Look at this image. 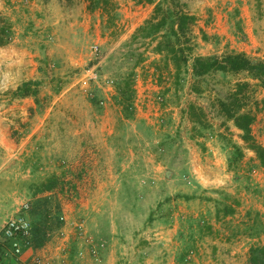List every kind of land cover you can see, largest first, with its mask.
Returning <instances> with one entry per match:
<instances>
[{"label":"rangeland","instance_id":"1","mask_svg":"<svg viewBox=\"0 0 264 264\" xmlns=\"http://www.w3.org/2000/svg\"><path fill=\"white\" fill-rule=\"evenodd\" d=\"M177 1L196 19L187 34L192 52L179 74L171 56L157 51L162 34L153 39L139 32L152 20L153 5L0 0L6 30L0 118L8 99H18L4 78L23 70L38 83V109L55 110L28 149V166L42 175L36 173L26 202L30 211L40 207L51 215L46 245L61 250L55 259L36 255L30 240L26 261L11 254L15 264L37 257L44 264H249L251 248L264 246V234L250 226L257 217L264 227V168L220 108L239 83H249L240 107L255 116L252 135L264 148V88L244 73L196 78L192 70L196 57L245 54L264 61V0ZM93 70L99 79L84 87ZM126 85L127 114L119 93ZM108 119L113 123L104 127ZM106 128L114 132L109 150ZM84 149L109 153L113 166L130 165L123 172L127 186H79L83 179L95 182L92 168L82 170L77 159ZM46 183L53 190L39 193ZM225 207L234 213L225 215Z\"/></svg>","mask_w":264,"mask_h":264},{"label":"trees","instance_id":"2","mask_svg":"<svg viewBox=\"0 0 264 264\" xmlns=\"http://www.w3.org/2000/svg\"><path fill=\"white\" fill-rule=\"evenodd\" d=\"M139 4H147L155 6L154 16L151 21L147 22L140 29V33L144 38H157L160 34V42L157 51L163 53L166 51L168 56L174 63L176 73L179 74L182 65H187L189 54L192 47L189 45L187 38L188 31L194 25L196 19L188 15L181 9V5L177 0H136ZM107 4V3H105ZM2 19H0V39L6 33ZM4 42V41H2ZM193 75L196 78H203L211 73L220 72L223 74H246L252 81L258 82L259 86L264 88V61H253L245 54H230L222 58H203L196 57L193 59ZM38 86L36 82H26L19 87L15 93L16 98L34 97L37 99L38 92L35 88ZM250 88L249 83H239L235 91L231 93L229 98L220 102V108L224 116L234 122L235 127L242 132L243 141L248 144L249 149L256 154L258 161L264 168V148L258 145L252 135V126L255 122V116L251 113H242L241 105L245 100V90ZM129 86L119 89L122 97L121 105L124 112L129 113L132 110L131 96L128 94ZM244 98V99H243ZM196 111V107L189 108L190 116ZM128 117V116H127ZM192 120V117H191ZM55 185L44 184L39 193L50 192ZM30 211V219L32 222V246L35 249L43 248L49 241V234L53 230L50 227L51 215L48 212H41L38 207ZM225 215L229 216L234 213L231 207H225ZM250 214L248 215V217ZM251 229L257 232V235L264 234V227L259 219L251 218ZM59 228V227H58ZM258 228V229H257ZM249 264H264V246H255L250 250Z\"/></svg>","mask_w":264,"mask_h":264},{"label":"crops","instance_id":"3","mask_svg":"<svg viewBox=\"0 0 264 264\" xmlns=\"http://www.w3.org/2000/svg\"><path fill=\"white\" fill-rule=\"evenodd\" d=\"M4 60H6V58H4ZM1 62L0 60V64H3ZM4 80L8 81L5 85L6 90L11 88L10 92L12 94V92L17 90L23 83L34 81L36 78L33 72L29 75L28 70H23L20 76H12L10 78H4ZM7 97H9V95ZM8 101H10V103L7 105V109L2 115L3 117L0 118V264H15L11 253L6 251L5 245L7 244L8 246V243H5L4 239L1 237V231L7 220L17 214L21 209L22 205L27 200V195L35 189L33 180L36 179V175H42V173L39 174L35 171H31L32 169L28 166L27 161L30 152L28 149L32 147L33 143L40 140L39 138H41L40 136L46 124L48 121H52V118L55 116V110L53 108L46 109L44 113H42V111L38 109L36 98L34 97L18 98L12 101L9 98ZM106 122L104 127H110V124L113 123L110 119L106 120ZM105 130L108 134V139L103 147L109 150V146L112 145L111 141L114 132L109 128ZM17 134L23 135V138H16L15 135ZM36 136L38 137L37 139ZM85 152L86 150L84 149L82 155H79L78 158L75 157L80 162L82 170L84 169L88 172L87 169L89 167L92 168V172H89V174H94L95 182L93 184L92 180H87L90 182L89 185H87V181L83 179L79 182V186H127L126 182L123 180V172H127L126 168H131L130 165L125 166V164L121 162V164H118L120 159H117L115 164L118 165L113 166V158L109 156V153L104 157L105 155H91L90 151ZM93 152H95V150ZM101 157L104 158L103 162L99 161ZM99 164L100 167L97 169ZM115 167L120 169L114 171L113 169ZM113 171L114 176L112 175ZM52 246V244H47L42 249L34 251V253L36 255L41 254L50 259H55L58 255V251L61 249H53ZM30 254L31 253H25L23 255L21 258L23 262L29 258Z\"/></svg>","mask_w":264,"mask_h":264},{"label":"built area","instance_id":"4","mask_svg":"<svg viewBox=\"0 0 264 264\" xmlns=\"http://www.w3.org/2000/svg\"><path fill=\"white\" fill-rule=\"evenodd\" d=\"M91 54L94 57L99 55V49L97 46L91 48ZM90 73V77H85L82 80L84 87H87L88 83L91 81H97L99 79V74L95 70ZM30 209V203L25 202L18 213L7 220L1 231L4 241L9 244L11 254L18 261L31 246L32 222L28 216ZM64 220V218H61V221ZM31 264H44V261L37 257Z\"/></svg>","mask_w":264,"mask_h":264}]
</instances>
